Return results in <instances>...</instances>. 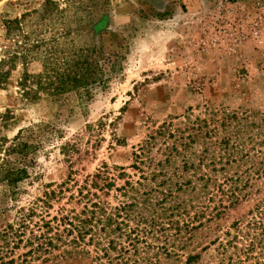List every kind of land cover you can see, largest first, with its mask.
I'll return each mask as SVG.
<instances>
[{
    "label": "rangeland",
    "instance_id": "rangeland-1",
    "mask_svg": "<svg viewBox=\"0 0 264 264\" xmlns=\"http://www.w3.org/2000/svg\"><path fill=\"white\" fill-rule=\"evenodd\" d=\"M47 1L0 0V61L23 57V36L47 41L0 87V166L28 171L14 194L0 183V264L220 263V242L264 200V0ZM51 48L60 60L97 48L106 85L26 98L24 74H42ZM21 132L26 156L11 152ZM90 188L124 222L117 249L83 253L66 234L50 246L42 217L80 213Z\"/></svg>",
    "mask_w": 264,
    "mask_h": 264
},
{
    "label": "trees",
    "instance_id": "trees-1",
    "mask_svg": "<svg viewBox=\"0 0 264 264\" xmlns=\"http://www.w3.org/2000/svg\"><path fill=\"white\" fill-rule=\"evenodd\" d=\"M65 2H71L73 5L77 4L80 10H83L86 6L83 0H65ZM53 6H56V9H59L54 1L48 0L47 7L49 8ZM97 6L98 2L95 1L92 7ZM48 13V10L45 11V13H43V18H45ZM59 13L63 12L59 11ZM24 18H22V20ZM22 20L15 19L7 21L5 25L8 32L11 34L15 33L14 36H16L17 32L21 34L23 31ZM100 23H97L95 27H93L95 32H98L99 26H102ZM21 36L22 35H19V37ZM23 39L26 41L25 45L21 47L23 51L20 52L23 57H19V51H17L13 53L9 59H3L0 61V87L7 84V81L10 79V74L15 68L16 60L21 58L24 60L23 63L28 65L32 60H36L34 57L35 49L47 45V41L39 39L34 40L33 44L30 45V43H28L30 41L29 37L23 36ZM42 42L45 44H42ZM54 42H56L55 38L52 43ZM59 54L62 56L61 60L59 57L57 58V53L53 51V48H51L50 51H46L45 56H43L46 62H48L45 65V70L42 74L34 75L29 73L28 70L25 72L24 78L21 81V87L23 88L24 96L26 98L36 100L40 99L42 93H45L47 96H57L73 91H84L90 96L93 87L106 85V73L100 61L102 59L107 63H112V59H106L102 52H99L97 48L82 50L76 59L73 58L77 54L70 59L64 52H59ZM59 61L62 63H58ZM115 62L117 63V61ZM23 141L24 138L21 132L15 138V142L17 143L12 148L11 152L19 153L23 156L28 155L30 152V146ZM147 147L148 143L142 145L140 154L136 155L138 164L143 160ZM26 178H28L26 167L14 170L11 166L7 167V165L4 164L0 166V183H4L12 188L13 194L15 193L17 186L21 182H24ZM97 178L102 182L103 178L101 176H98ZM98 179L97 181H93L91 184L92 188L104 191L113 187V182L105 180L103 185H100ZM79 195V201L84 202L83 209L80 213L72 212V215L62 214L61 217L56 215L49 221H45V217H42L41 220L43 221V225L40 227L47 228L46 232L54 233L52 237L53 239H49L50 246L55 247L54 239L62 241L63 235L66 234V236L71 237V240L68 241L70 243L69 246L81 249L83 253L86 251V246H94L95 250L100 249L108 255L110 251L117 249V243L113 236L117 232H123V228L120 225H124V222L120 223L117 220L118 215L115 213V209L100 201L99 195L96 192H93L91 188L86 192L84 189H81ZM52 197H56V191L47 193L46 199H51ZM128 206L130 207L131 205ZM124 208L126 209V206ZM34 213L33 210L25 218L29 219ZM250 215L252 217L246 225V231H242L240 223H236L234 227L238 230L237 234L226 243L222 241L220 242L219 249L222 251L219 250V254L222 259L218 264H246L252 259L257 260L256 264H264V200L261 201L253 211H251ZM23 225H25V223H23ZM11 229H13V227H11ZM12 233L15 235H24L25 231L24 229L16 230V232ZM227 236H231V234H228ZM103 241H108V244L105 245ZM240 243L242 244V247H239ZM39 249H41V247ZM121 249H124L122 245ZM257 250L260 251L258 255L254 257V252ZM30 252H32V250ZM87 253L89 252L87 251ZM197 258L198 257H195V259Z\"/></svg>",
    "mask_w": 264,
    "mask_h": 264
}]
</instances>
